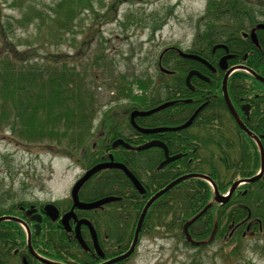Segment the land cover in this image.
<instances>
[{
	"label": "trees",
	"instance_id": "trees-1",
	"mask_svg": "<svg viewBox=\"0 0 264 264\" xmlns=\"http://www.w3.org/2000/svg\"><path fill=\"white\" fill-rule=\"evenodd\" d=\"M228 1L233 2L228 4L226 3ZM236 1L207 0V8L203 16L206 19V28L207 26L208 28L203 31L201 28L197 29L198 33L194 41L209 48L215 36L222 39L223 33L229 30L235 31L233 27L238 30L245 27L246 22L239 14V10L249 9V7L246 4L242 7ZM94 3L104 7L102 0H57L53 8L54 15L61 17V21L56 24L57 28H65L68 25L67 22L74 18L76 9H89ZM225 16L229 19L232 17L233 21H228ZM228 22H231L233 27L226 25ZM213 30H217L219 34H212ZM201 52L204 51H199V54L204 56ZM7 55L10 56L9 53ZM8 59L0 64V121L8 122L13 132L16 131V122L20 123L19 136L25 142L35 144V147L31 145L33 148L44 151L56 148L54 150L57 152L70 156L78 151L83 164L95 159L96 152L92 149V144L97 140L98 132L95 130L99 131L98 125L93 127L97 101L90 83H86V72L77 71L75 67H69L61 60L49 61L47 57L31 60L28 57L19 58L13 55ZM42 60L49 63L51 67L44 68ZM159 60L167 72H159L155 81L150 76L146 79L135 77L129 80L124 75H120L117 81L118 95L127 98L129 103L123 109L124 112L132 109L147 110L164 101H173L171 105L158 112L136 118V123L142 127H175L184 123L194 105L182 100H174L176 90L181 91L185 88V77L189 69H205L195 61L180 57L173 46L165 47ZM256 62V68L260 69L256 72L260 73L264 66L263 57L261 56L260 61L256 59ZM238 73L240 76L237 79L240 81L243 80L242 74L250 78L248 73L240 71L237 75ZM220 77H210L208 82L204 83L205 88H209L211 86L209 84L213 82H215L213 89L219 87ZM134 85L142 90V94H133ZM257 85L264 90L263 85L259 83ZM205 94L207 93H201L200 97L203 98ZM186 95L184 98L187 97ZM259 99L262 106L256 109L258 113L262 107L264 108V96H260ZM216 101L212 99L210 104H216ZM215 110L217 114L214 117L211 116L214 110L203 116L199 114L201 118L197 117L193 125L183 130L154 134L138 133V140L128 142L131 145H139L143 143V139L158 138L166 144L171 155L181 154L180 158L162 170H156L154 166L161 157L157 158L148 168L142 158L145 153H148L155 159L157 154L161 155V150L158 148L153 147L145 151L120 148L113 152L114 159L122 161L145 188L144 194L138 193L119 170L102 173L103 177L115 178L116 185L120 189L127 190L133 195L134 219L138 217L151 195L181 175L204 174L214 181L221 193H225L235 180L252 177L259 170L260 152L257 144L250 137L242 136V142L246 146V156L241 160L236 158L237 149H233L230 144L226 150L224 149L221 131L226 115L222 113L220 107ZM122 112L119 110L105 112L103 115L105 125L99 126L102 127L101 130L106 134L114 133L116 138L125 139L124 134L120 132L124 113ZM200 127L207 129L208 132L200 130ZM259 129L263 130V133L257 134L264 148V125H260ZM256 130L259 131L257 127ZM232 136L235 135L232 134ZM235 139L237 142V137ZM227 154L229 168L225 171L222 163ZM89 164L86 166L88 167ZM145 174H149L147 180H144ZM8 192L9 190L2 189L0 184V215L7 213L8 207L3 203L8 200L16 198V202L26 201ZM213 196V188L206 180L199 177L188 178L160 196L150 206L143 221L142 230H147L151 234L164 230L175 231L179 237L183 238L185 244L198 249L220 239L227 246L226 250L224 246L221 249L225 255L242 257L240 247L243 237L249 234L256 236L258 232L264 233V173L258 180L239 186L226 203L215 202ZM207 204H209L207 210L188 228L194 240H204L206 244L191 245L185 240L183 225ZM215 224L214 237L208 240ZM22 230L14 220L1 221L0 241L22 240L24 239ZM44 230L42 226L40 234L34 237L36 241L41 238V240H47ZM65 235L61 231L60 239H66ZM6 248L8 247L4 249ZM0 263L7 264L2 259Z\"/></svg>",
	"mask_w": 264,
	"mask_h": 264
},
{
	"label": "rangeland",
	"instance_id": "rangeland-1",
	"mask_svg": "<svg viewBox=\"0 0 264 264\" xmlns=\"http://www.w3.org/2000/svg\"><path fill=\"white\" fill-rule=\"evenodd\" d=\"M56 1L0 0V64L13 55L47 57L86 72L97 101L93 127L105 112L128 106L127 98L117 92L120 75L129 80L150 76L155 81L162 49L191 45L197 16L205 7V0H102L104 7L94 3L89 9H76L68 25L58 29ZM42 64L51 67L46 61ZM132 91L142 94L135 85ZM20 126L16 122L13 132L8 122L0 121L2 189L34 202L64 197L83 172L78 151L70 156L56 148H33L35 144L19 136ZM223 246L226 250L224 241L217 239L202 249L192 248L175 231L145 230L127 264H264L262 232L243 237L242 257L225 255Z\"/></svg>",
	"mask_w": 264,
	"mask_h": 264
},
{
	"label": "flooded vegetation",
	"instance_id": "flooded-vegetation-1",
	"mask_svg": "<svg viewBox=\"0 0 264 264\" xmlns=\"http://www.w3.org/2000/svg\"><path fill=\"white\" fill-rule=\"evenodd\" d=\"M232 2L233 1H228L226 3L232 4ZM236 3H240L241 6L243 4H246L249 7V9L241 8L239 10V14L246 22L245 27H241V29L238 30L237 28H234L232 26L231 22H228L226 25H228L229 27H233L235 31L229 30L228 32L223 33L222 39H219L217 36H215L214 42L209 48H205L206 45H204L205 47H203L202 44L200 45L194 40L192 41L191 45L185 48H179L185 53H192L199 56L205 62L180 56L177 52L178 47L175 46V48H177L175 50L180 57H182L183 59L195 61L206 70L192 68L189 69L187 75L193 70L197 71L200 75L192 74V76H190L189 78V82H187L186 80V75L185 88H182L181 91L179 89L176 90L177 93L174 100H182L185 103L188 102L194 105V108L192 109V111H190L188 119L195 112L196 115L193 118L192 122L185 128L193 125L197 117L201 118L200 115L203 116L213 110L214 111L211 116L214 117L215 114H217V110L215 109L217 107H220L222 113L226 115L225 122L223 124V130L221 131L222 144L225 146V150L229 147V144L233 147V149L236 148V152H238L236 158H240L241 160L246 156V146L242 142V136H250H248V133L245 132L240 124H242V126H244L246 130H248L255 136L263 133V130L259 129V126L264 125V108L262 107L260 113H258L259 111L257 112L256 109H258L260 105L262 106V104L259 102V97L264 96V90L259 87L257 83L263 86L264 83L257 79L256 75L264 78V66L262 67L263 71H261L260 73L256 72V70H260L256 68V59L260 61L262 56L264 61V0H237ZM206 8L207 0H205V7L201 15L197 16L194 39L196 37V34L198 33L197 29L201 28V31H203L206 28V19L203 16ZM225 19H228V21H233L232 17L229 19L228 16H225ZM213 33L219 34L217 30H213L212 34ZM199 49L204 51L201 52L204 53V56L199 54ZM222 59H224V61L220 66V61H222ZM192 65L193 64H191V66ZM228 70H230V72L226 80V85L223 88L224 78ZM240 71L248 73L250 78L242 74L241 77L243 76V80H238L237 78L240 75L239 73L237 75V72ZM196 77H199L201 80L195 79ZM210 77H220L219 87L213 89V86L215 85V82H213L212 84H209L211 85L209 86V88H205L206 84L204 83L206 81L208 82ZM225 91L234 113L231 111L224 97ZM183 92L185 93L182 94ZM201 93L207 94H205L202 98L200 97ZM184 95H186L187 97L184 98ZM212 99L217 100L216 104L214 102H212L214 103L213 105L210 104ZM209 104L210 106L208 107ZM138 110L142 111L145 109ZM130 112L131 111H125L123 113V116L121 115L123 118V122L120 125V132L124 134L125 139L117 137L121 138L125 142H133L138 140V133L146 134L139 131L137 127L148 128L139 126L136 123V118L146 117L140 115L134 117V123L137 126L135 127L130 120ZM101 124L102 126L105 125L103 118L98 123L99 131H97V129L95 130V132H98L96 140L97 142L95 141L92 144V149H95L94 152H96L95 159H93L92 161L84 162L83 172L76 178V180L95 164L109 161L110 156L112 157L113 161L123 163L122 161L114 159L113 152L118 151L120 148L124 147L121 145L113 147V141L117 138L114 137V133H112L111 135V133L106 134L104 131H102V127H99ZM256 127L259 131L256 130ZM185 128H182L180 130H183ZM200 128V130L208 132L207 129H203V127ZM232 134L235 136H232ZM235 137H237V142ZM250 138L254 141L252 137ZM143 140L144 141L141 144H144L151 140H159L163 142L158 138ZM153 147L160 149L161 155L157 154L156 158L154 159L152 158V155L145 153L142 158L143 163H146L145 165H147V168L151 164H154L155 160L159 157H161L160 160L154 165L156 170H162L166 166L170 165L171 162H168L161 168H158L160 163L165 159L164 150L158 146ZM153 147H150L148 149H151ZM167 150L168 154L171 156L168 147ZM88 163L90 164L87 167L86 165ZM222 165L223 169L227 171L229 168L228 154L223 158ZM114 170H119L122 172V170L118 168H105L91 175L80 186L77 193L79 203H92L107 197H112L111 200L99 203L97 206L92 208H82L75 205L72 194L70 192L71 190L64 197L58 196L57 198L46 202H34L27 200L24 202H16L15 198L12 199L14 201L8 200L7 202L3 203L8 207V211L6 210L7 213H5V215L1 214L0 217L12 216L17 218L18 220L14 221L20 225L21 229H23L22 231H24V239H17L15 242L0 241V259H2L4 263L7 264H104L107 261L124 254L132 244L135 228L141 212L139 213L138 217L134 219V213L132 212L133 206L135 205L133 195L127 190L120 189L116 185L115 178L102 176V173ZM231 174L232 172L230 173V176ZM126 178L130 181L127 176ZM148 178L149 174H145L144 180H147ZM121 179L124 180L123 178ZM130 183L133 186L131 181ZM47 203L53 204L55 207L57 216L54 219H52V216L48 215L45 210L44 206ZM38 214L40 215L41 220L39 223V231L36 232L37 222L32 217ZM42 226L43 228H45L44 236L46 235L47 240H41V238L40 240L36 241V238L34 237L40 234V232L42 231ZM77 227L79 235L81 237V241L76 238ZM142 229L143 222L138 235L137 243L131 254L128 257L123 258L122 260L111 262L108 264L128 263V261L133 257L136 251L140 237L143 234ZM92 230L95 233V238L92 236ZM61 231L66 234V239H60L59 236L61 235ZM5 247L8 248L4 249Z\"/></svg>",
	"mask_w": 264,
	"mask_h": 264
},
{
	"label": "water",
	"instance_id": "water-1",
	"mask_svg": "<svg viewBox=\"0 0 264 264\" xmlns=\"http://www.w3.org/2000/svg\"><path fill=\"white\" fill-rule=\"evenodd\" d=\"M262 26V25H260ZM178 54L184 58H189V59H194V60H198V61H201V62H205L204 60H202L199 56L195 55V54H192V53H185L181 50H178ZM224 59H222V61H220V66L222 65ZM161 70H165L164 68H161ZM230 70H228L227 74L225 75V78H224V82H223V88L225 87L226 85V80H227V77H228V74H229ZM192 74H199L197 71H191L188 73L187 75V82H189V78L190 76H192ZM200 75V74H199ZM257 79H259L260 81H262L264 83V78L263 77H260L258 75H256ZM224 97L231 109V111L233 112L232 110V107L230 105V101H229V98L226 94V91L224 92ZM173 102L172 101H166L164 103H161L160 105L154 107V108H151L149 110H137V109H134L131 113H130V120L131 122L133 123V125L135 127H137L134 123V117L137 116V115H140V116H147V115H150L154 112H157L169 105H171ZM234 113V112H233ZM196 115V112L186 121L184 122L183 124L179 125V126H175V127H155V128H139L137 127V129L139 131H141L142 133H147V134H150V133H158V132H164V131H177V130H180L182 128H185L187 127L193 120V118L195 117ZM237 117V116H236ZM239 121V120H238ZM241 127L245 130L246 133H248V135L252 136L256 142H257V145L259 147V151H260V169H259V172L255 175H253L252 177H249V178H244V179H239V180H236L234 183H232V185L230 186L229 190H228V194L227 195H223L221 194L219 191H218V188L216 186V184L214 183V181H212V179H210L208 176L204 175V174H198V173H191V174H185V175H182L176 179H174L173 181H171L170 183H168L165 187L161 188L159 191H157L154 195H152L149 200L146 202V204L144 205L142 211H141V214H140V217H139V220H138V223L136 225V228H135V232H134V237H133V241H132V244L130 246V248L122 255L114 258V259H111L109 261H107L106 263H111V262H115V261H119V260H122L123 258H126L128 257L131 252L133 251L136 243H137V240H138V235H139V232H140V229H141V225H142V222H143V219L146 215V212L148 210V208L150 207V205L157 199L159 198L160 196H162L164 193H166L169 189H171L174 185L178 184L179 182L187 179V178H190V177H199V178H202V179H205L206 181H208L211 186L213 187V190H214V201L217 202V203H225L227 202L233 191L236 189V187H238L239 185L241 184H244V183H251V182H254L256 180H258L262 174L264 173V149L260 143V140L257 136H253L250 132H248V130H246L244 128V126H242V124H240ZM123 146L124 148L126 149H129V150H136V151H140V150H145L147 148H150V147H153V146H158V147H161L163 150H164V156H165V159L160 163V165L158 166V168H161L162 166H164L165 164H167L168 162H171L177 158H179L181 155L180 154H177V155H173V156H170L168 154V150H167V147L166 145L159 141V140H151L149 142H146L144 144H141V145H138V146H131L129 143L123 141L122 139H116L113 141V144L112 146L113 147H116V146ZM105 168H118L120 170H122L125 175L130 179V181L132 182V184L134 185L135 189L138 190L141 194H143L145 192V188L143 187V185L140 183V181L138 180V178L122 163H119V162H115L112 160V157L110 156V160L107 161V162H101V163H97L95 164L94 166H92L90 169H88L73 185L72 189H71V194H72V198L74 200V204L77 205V206H80V207H84V208H92V207H95L97 206L99 203H102V202H105V201H109L112 199V197H107V198H104V199H101V200H98V201H95V202H92V203H86V204H82V203H79L78 202V198H77V193H78V190L80 188V186L91 176L93 175L94 173L98 172L99 170H102V169H105ZM45 210L47 212L48 215L52 216V219H54L56 216H57V212L55 210V207L53 204H50V203H47L45 206ZM209 207V204H207L201 211H199L196 215H194L191 219L187 220L184 225H183V232H184V235H185V239L188 243L190 244H193V245H200V244H205L206 241L204 240H201V241H195L191 238L190 234H189V231H188V227L191 223H193L199 216H201L206 210L207 208ZM72 213V211H71ZM74 215V214H73ZM66 217V216H64ZM63 217V218H64ZM33 219L36 220V228H37V231H39V228H40V215H34L32 217ZM5 220H15L17 221L18 219L15 218V217H12V216H1L0 217V222L1 221H5ZM216 232V224L214 225V228L211 232V235L209 237L208 240H211L214 236ZM92 236L95 238V233L93 232L92 230ZM76 238H78L80 241H81V237L79 235V232H78V227L76 228ZM104 263V264H106Z\"/></svg>",
	"mask_w": 264,
	"mask_h": 264
}]
</instances>
